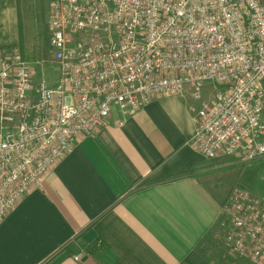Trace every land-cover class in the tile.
Masks as SVG:
<instances>
[{
  "label": "built area",
  "instance_id": "built-area-1",
  "mask_svg": "<svg viewBox=\"0 0 264 264\" xmlns=\"http://www.w3.org/2000/svg\"><path fill=\"white\" fill-rule=\"evenodd\" d=\"M47 14L56 81L36 80L18 48L0 61V220L113 109L187 88L193 149L264 155V0H50ZM222 215L231 262L264 264V194L235 186Z\"/></svg>",
  "mask_w": 264,
  "mask_h": 264
},
{
  "label": "crops",
  "instance_id": "crops-1",
  "mask_svg": "<svg viewBox=\"0 0 264 264\" xmlns=\"http://www.w3.org/2000/svg\"><path fill=\"white\" fill-rule=\"evenodd\" d=\"M19 1L0 0V61L23 46ZM199 104L187 88L78 137L0 220V264H209L200 245L235 186L264 194V158L193 149Z\"/></svg>",
  "mask_w": 264,
  "mask_h": 264
},
{
  "label": "rangeland",
  "instance_id": "rangeland-1",
  "mask_svg": "<svg viewBox=\"0 0 264 264\" xmlns=\"http://www.w3.org/2000/svg\"><path fill=\"white\" fill-rule=\"evenodd\" d=\"M22 3V15L20 24V33L23 37V47L26 53H29L34 46L44 49V32L47 30L48 37V24L47 18L49 13L50 0H20ZM41 59L30 60L37 79H44L49 84H53L57 79L56 64L52 60L47 44V53ZM221 88L222 85L211 83ZM210 85V86H211ZM264 155L259 156L253 160L238 159L234 168L237 167L240 171L249 165L255 164L254 162L263 161ZM256 163V164H258ZM262 165V164H261ZM260 165V166H261ZM224 220V215H221L220 222ZM219 225V224H218ZM200 250L206 255L209 264H233L231 262L232 255L227 252L219 242V245L213 242L209 236L204 243L200 245Z\"/></svg>",
  "mask_w": 264,
  "mask_h": 264
},
{
  "label": "trees",
  "instance_id": "trees-1",
  "mask_svg": "<svg viewBox=\"0 0 264 264\" xmlns=\"http://www.w3.org/2000/svg\"><path fill=\"white\" fill-rule=\"evenodd\" d=\"M47 30L44 32V49L38 48V46H34L32 50H30L29 53H26V51L24 50L23 46L21 45L20 47V51H21V55L27 59L30 60H36V59H41L43 56H45L47 53Z\"/></svg>",
  "mask_w": 264,
  "mask_h": 264
}]
</instances>
